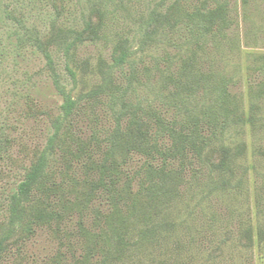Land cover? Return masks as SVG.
I'll return each instance as SVG.
<instances>
[{
  "label": "rangeland",
  "instance_id": "obj_1",
  "mask_svg": "<svg viewBox=\"0 0 264 264\" xmlns=\"http://www.w3.org/2000/svg\"><path fill=\"white\" fill-rule=\"evenodd\" d=\"M173 1L0 0V222L8 216V194L45 146L51 120L61 111L63 98L53 84L54 77L79 99V108L71 117L73 130L86 138L92 128L113 127L115 116L103 105L105 94L93 97L90 92L100 84L115 43L126 38L135 50V63L114 69L112 74L118 85L125 86L127 77L131 79L132 103L150 105L167 122L192 119L191 112L204 134L210 132L201 114L211 104L206 95L209 88H183L179 98L174 95L175 83L163 76H177L181 59L190 57L196 72L217 77L232 95L243 122L231 118L222 131L223 142L232 147L244 143L245 153L233 163V174L227 172L228 183L217 188L210 183L211 178L217 180V173L192 158V167H186L185 181L179 185V197L170 208L167 223L172 226L161 230L162 234L149 235L142 245L141 227L149 228L158 218L150 217L142 226L135 221L124 236L128 244L122 254L104 255L101 244L92 250L87 264H264V0H180L177 5ZM202 1L212 9L217 1L226 3L229 25L214 39L188 44V26L178 20L174 23V16L191 13ZM95 6L105 12L98 38L72 48L70 58L59 44H51L49 62L34 37L48 36L54 21L60 34L82 30L84 17ZM169 6L175 11L172 20L161 19L155 40L140 49L143 19L155 9L165 13ZM66 65L75 72L74 78ZM214 129L219 135L220 127ZM133 156L134 162L139 160ZM138 188L136 182L132 184L133 190ZM99 196L90 206L106 213L111 206L104 194ZM85 215V225L93 226L94 215L88 211ZM78 219L74 212L59 233L37 230L25 240L21 253L11 249L0 257V264H76L84 253L81 249L89 244L77 233ZM247 226L252 227L248 245L242 237ZM73 251L76 257L71 256Z\"/></svg>",
  "mask_w": 264,
  "mask_h": 264
},
{
  "label": "trees",
  "instance_id": "obj_2",
  "mask_svg": "<svg viewBox=\"0 0 264 264\" xmlns=\"http://www.w3.org/2000/svg\"><path fill=\"white\" fill-rule=\"evenodd\" d=\"M179 1L174 0L172 4L177 5ZM169 8L165 13L152 10L143 19L140 49L155 40L161 19L172 20L175 11ZM168 11L171 13L167 14ZM95 16L97 22L94 21ZM104 16L105 12L99 7H92L84 17L83 29H70L67 34H60L58 30L61 29L56 28L54 21L48 36L34 37L35 44L49 62L52 61L51 44H59L70 58L72 48L86 39L93 41L98 38L104 26ZM227 16L226 3L217 1L212 9L202 1L201 7L196 6L191 13L183 17L174 16V23L178 20L188 26L191 34L188 44L199 45L222 33L229 25ZM134 53L128 39L120 38L115 43L111 62L102 74L100 84L90 92L93 97L105 94L103 105L115 116V124L104 131L92 128V133L86 138L72 128L71 117L79 108V99L72 96L57 76L53 78V84L63 98L61 111L51 120L45 146L8 194V216L0 222V257L10 254L11 249L15 254L21 253L25 240L37 230L59 233L61 225L74 212L79 216L76 221L78 235L89 241L87 249H81L84 253L76 264H87L93 256L92 250L101 244L104 255L113 251V255L118 257L127 248L125 234L135 221L141 225L150 217L158 218L149 228L141 227L142 245L147 243L149 235L155 232L162 234L161 230L172 226V222L167 223L171 216L170 208L179 197L178 188L185 181L186 167H192V158L204 164L211 173H217V180L210 179L212 186L223 187L228 183L227 172L233 174V163L237 164L236 160L245 153L244 143L232 147L223 142L222 131L229 126L231 118L243 122L232 95L217 77L196 72L193 59L182 58L177 76L171 73L163 76L175 83L178 90L174 95L179 98L183 88L193 90V85L209 88L206 95H209L211 104L206 110H201V114L205 125L211 129H206L210 132L204 134L205 130L199 128L198 117L191 112L188 115L192 119L177 121L174 118L167 122L150 105L144 107L140 101L134 104L129 100L130 93L135 91L131 79L127 77L125 86L114 83L112 70L123 69L126 64L134 65ZM66 70L74 78L75 72L68 65ZM212 80L215 82H210ZM182 102L186 104L184 99ZM217 126L220 127L219 135L214 129ZM133 155L139 160L134 162ZM134 164L135 168L132 167ZM135 182L139 188L133 190ZM101 194L111 206L106 213L97 206H90L98 201ZM87 211L94 215L91 227L85 225ZM242 237L246 240L243 244H251V226L243 230ZM73 247L69 246L70 251ZM75 252L71 256L76 257Z\"/></svg>",
  "mask_w": 264,
  "mask_h": 264
}]
</instances>
